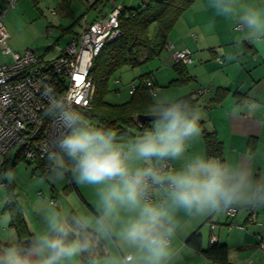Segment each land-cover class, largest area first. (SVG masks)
I'll use <instances>...</instances> for the list:
<instances>
[{
    "label": "clouds",
    "instance_id": "1",
    "mask_svg": "<svg viewBox=\"0 0 264 264\" xmlns=\"http://www.w3.org/2000/svg\"><path fill=\"white\" fill-rule=\"evenodd\" d=\"M215 16L234 24L258 52L264 54V0H206ZM48 109L62 132L47 157L62 179L66 162L72 183L97 189L96 213L64 217L52 212L47 227L28 246L0 250V264H78L94 247L88 233L118 235L133 251L131 260L111 257L104 264H171L172 241L180 220L230 213L239 207H264V177L243 166L233 167L205 152H191L200 140L199 106L179 93L157 96L147 106L154 117L131 143L119 142L110 127L93 123L67 97L47 93ZM182 161L165 169L164 162ZM143 162L146 167H137ZM152 186H161L165 199H151ZM127 212L121 219V212ZM119 225L118 233L115 232ZM95 264V262H93Z\"/></svg>",
    "mask_w": 264,
    "mask_h": 264
},
{
    "label": "crops",
    "instance_id": "2",
    "mask_svg": "<svg viewBox=\"0 0 264 264\" xmlns=\"http://www.w3.org/2000/svg\"><path fill=\"white\" fill-rule=\"evenodd\" d=\"M7 1L0 0V7L5 6ZM61 2L62 0H58L57 4L61 6ZM53 30L54 28L50 27L49 32ZM169 41L178 48H188L192 51V61L185 64L190 82L181 86L170 84L179 75L169 50L158 57L156 64L142 74L151 73L152 79L161 88L159 96L165 93H179L182 96L191 95L196 99L195 105L199 106L203 113V119L200 121L202 133L200 140L190 151L207 154L204 133H215L223 148V158H215L233 167L243 166L255 177H264V54L244 40L241 31L234 24L217 18L207 6L206 0H195L182 14L170 34ZM220 88L228 89L229 92L222 101L217 102L215 97ZM171 162L173 168L182 164V161ZM136 166L147 165L138 162ZM75 185L73 183V188L81 199L97 214V189L96 193L92 194V200L87 194L83 195V189ZM151 199L155 202L165 199L163 187L152 189ZM24 210L31 232L36 233L33 230L36 225L42 230L46 229V219L39 217L32 223L26 209ZM0 214L2 215L1 211ZM128 215L129 213L122 211L121 219H126ZM177 218L181 223L172 241L174 252L171 264H185L193 254L199 262L200 258H203L200 264H220L206 259L185 244L186 239L197 230L203 235L205 248L212 243L210 239L213 236L217 237V241L213 243L226 244L230 248L229 264H249L251 259L254 264H264V251L260 250V244L264 241V207H239L234 217L223 213L189 218L181 211L177 213ZM232 223L237 226L231 228ZM213 224L215 227H212ZM118 229L119 225L114 231L118 233ZM12 237V240L6 243L17 246L15 231ZM98 238L103 242L96 247V253L102 252L103 255L92 262H84L81 255L78 264H104L111 257L126 260L128 255L133 258V251L119 240L118 235L112 238Z\"/></svg>",
    "mask_w": 264,
    "mask_h": 264
},
{
    "label": "trees",
    "instance_id": "3",
    "mask_svg": "<svg viewBox=\"0 0 264 264\" xmlns=\"http://www.w3.org/2000/svg\"><path fill=\"white\" fill-rule=\"evenodd\" d=\"M72 1L62 0L61 2L64 16L75 20L70 25H60L65 30V34L73 32L75 24L80 23L81 18H84L88 12L100 10L112 0H94L79 17L75 15ZM194 2L195 0H146L140 6H124L119 15L121 34L117 38L107 42L99 55L94 59L91 74L96 84V94L92 109L84 111V114L94 118V120L102 125L101 127H110L122 134H130L131 128H138L143 131L151 125L149 122H146L143 126H140L138 120L139 114H149L147 106L156 97L144 83L145 80L152 79L151 73H145L136 77L133 80L136 83L138 82L135 92H129L130 96L128 100L118 103H111L107 100L110 92V80L117 71L126 66L137 68L160 57L167 50L170 43V34L178 20ZM78 34L74 32L72 40L77 39ZM174 67L179 77L171 81L170 84L181 86L189 83L191 78L186 65L183 62H175ZM116 92L120 95L119 89ZM228 92V89L220 88L217 91L215 101H222ZM185 97L196 104V99L191 95ZM204 139L207 154L222 159V143L218 140L216 134L205 131ZM27 149V145L17 148V154L14 157L15 164L17 159H25L28 164L35 165L34 168L37 171L39 170L42 175L53 169L54 162L50 161L48 157L42 158L37 156L29 158L26 156ZM5 184L7 198L1 213L9 217V226L15 231L17 236V247L26 248L34 233L31 232L26 220L24 206L18 200L19 195L16 192V185L8 180L5 181ZM87 205L93 210L89 204ZM74 214L76 213L73 211L69 217ZM88 235L93 240L94 247L90 252L82 254L84 262H92L103 255L102 252L96 253V247H99L103 241L91 230H89ZM0 242V245L3 246L0 250L10 246L7 243ZM185 244L197 253L202 254L208 260L220 264H229L230 248L226 244L213 242L205 248L203 235L200 230L191 234L186 239Z\"/></svg>",
    "mask_w": 264,
    "mask_h": 264
},
{
    "label": "built area",
    "instance_id": "4",
    "mask_svg": "<svg viewBox=\"0 0 264 264\" xmlns=\"http://www.w3.org/2000/svg\"><path fill=\"white\" fill-rule=\"evenodd\" d=\"M16 2L8 0L0 8V48L4 54L12 55V62L0 64V152L7 155L27 145V157L45 158L62 132L57 119L49 112L46 94L67 97L81 112L92 109L96 94L92 65L104 45L121 34L119 15L125 5L112 0L111 10H104L106 4L92 21L86 15L78 38L68 44L63 54L49 60L31 49L19 53L8 46L10 34L3 19ZM50 12L58 13L56 8ZM167 50L171 51L175 62L187 64L192 61V51L188 48H178L170 42ZM144 83L154 96L158 95L159 88L152 79ZM137 85L138 82H131L129 92L134 93ZM140 126H143L141 122ZM163 167L166 170L173 168L172 162H164ZM2 187H5V181H0ZM238 210L227 214L234 217ZM230 226L237 225L232 223ZM210 240L215 242L217 237ZM260 247L264 249V241ZM131 258L132 255H128L126 260Z\"/></svg>",
    "mask_w": 264,
    "mask_h": 264
},
{
    "label": "rangeland",
    "instance_id": "5",
    "mask_svg": "<svg viewBox=\"0 0 264 264\" xmlns=\"http://www.w3.org/2000/svg\"><path fill=\"white\" fill-rule=\"evenodd\" d=\"M57 1L58 0H17L15 6L8 10L3 21L10 34L8 46H10L14 52L24 53L26 49H31L40 55H44L46 59L49 60H53L65 52L68 44L72 40L74 32L80 33L84 18H81L80 23L75 24L73 32L65 34V30H63L60 25L67 26L72 24L75 20L64 16L61 6L57 4ZM93 1L94 0H73L72 4L75 15L79 17ZM144 1L145 0H117V3H122L129 7L142 5ZM52 8H56L58 13L52 14L50 12ZM111 8L112 5L108 3L104 7V10H111ZM97 11L99 10H91L87 13V17L90 21L96 17ZM50 27L54 28L53 32H49ZM57 40L59 41L56 42ZM11 57V54H4L3 50L0 48V64L12 62ZM156 59L137 68L126 66L117 71L110 80V92L107 96V100L111 103L128 100L130 96L128 91L129 84L133 79L140 76L143 71H148L149 67L154 66L157 61ZM117 89H119L120 95L116 92ZM159 90H161V88H159ZM87 117L93 123L102 126L91 116ZM148 122L151 124V121ZM117 132L119 134V142L123 145H127L131 143L134 137L138 136L142 130L131 128L129 131L130 134ZM16 154L17 149L7 155L0 152V164L4 161L0 166V181L8 180L16 185V192L19 195L18 200L24 206V209H26L28 218L30 217L32 223L35 219L38 220L39 217H42L44 220L52 212L61 214L62 211L63 213L61 215L64 217H69L73 211L76 214L83 213L95 215L81 199L77 190L73 188L70 174L67 171V169L71 168L70 163L66 162L64 176L60 179L57 177L56 171H54L56 167L55 163L53 169L45 175H42L39 170L37 171L34 168L35 165L28 164L25 159L19 158L16 160L15 164L14 157ZM78 187H80L81 190L83 189V195L86 196L87 194L89 198L94 200V196L92 195L96 193V188L94 186L88 187L87 185H79ZM155 187L157 186H152V189ZM150 196H152V190ZM6 198V189L2 187L0 188V211L3 209ZM8 222V215L0 214V241L2 240V243L10 242L13 238L12 235H14V231L9 227ZM5 229L9 230L7 231ZM33 230L37 233L41 231L42 228L36 225V227H33ZM2 247L3 246L0 245V248ZM260 250L264 251L262 248ZM196 257L197 256L194 254L188 258V260H186L187 258L185 257V264H200L203 258H200L199 262ZM253 262L254 260L251 259L249 264H254Z\"/></svg>",
    "mask_w": 264,
    "mask_h": 264
},
{
    "label": "water",
    "instance_id": "6",
    "mask_svg": "<svg viewBox=\"0 0 264 264\" xmlns=\"http://www.w3.org/2000/svg\"><path fill=\"white\" fill-rule=\"evenodd\" d=\"M153 119H154V117L151 116L150 114H139L138 115V120L142 124H145L148 121H152Z\"/></svg>",
    "mask_w": 264,
    "mask_h": 264
}]
</instances>
